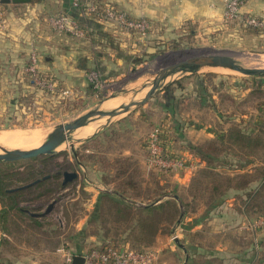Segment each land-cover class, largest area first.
I'll use <instances>...</instances> for the list:
<instances>
[{
    "label": "crops",
    "instance_id": "1",
    "mask_svg": "<svg viewBox=\"0 0 264 264\" xmlns=\"http://www.w3.org/2000/svg\"><path fill=\"white\" fill-rule=\"evenodd\" d=\"M56 2L57 11L72 14L87 29L89 35L90 32L97 33L104 42L108 37L114 36V32L108 31L102 23L82 19L73 7L72 0H56ZM1 9L0 83L3 84L2 89H8L9 83L14 88L17 87L15 97L28 98L34 90L25 72L32 51H37L43 67L45 66L44 68L51 72L63 87L71 89L73 96L79 98L89 95L91 86L87 74L89 70L99 67L106 73H111L112 70H116L113 66H120L124 63V59H130L121 52L104 56L100 51L94 53L90 49L93 46L91 41L95 38L93 36L72 39L65 35L52 34L48 19L54 13H51L44 0L2 3ZM181 10L182 12L185 10L190 17L195 14L193 7ZM145 12H147L145 9H141L138 14L132 16H145ZM208 13L216 14V11L209 9ZM148 14L160 26L174 25L180 18V12L175 7L167 10L159 6L154 11L149 10ZM187 15L181 18L186 19ZM222 16L220 15L219 24L223 22ZM123 38L127 39L126 36ZM101 43L103 44L102 41ZM123 46H125L124 43ZM70 59L73 65H70ZM252 77H247L251 79L242 77L227 79L221 76L213 78L202 75V77H192L186 84H182L177 78L158 93L161 94L165 103L162 104L157 100L155 107L147 111L145 108L147 104H150L147 102L141 106L142 109L130 111L128 115L115 123L111 122L89 139L80 141L86 152H93L94 147L97 149L105 141L108 142V146L113 147V151L108 153L110 157L107 155V159L102 157L101 160L104 163L106 159L110 164L117 165L119 171L122 169V180L134 178L142 194L133 198L131 192H127V196L123 197L116 190L115 183L107 182L104 178L106 175L110 180L113 177V170L108 168L105 173V169L99 166L100 162L88 168L85 162L78 160V154L75 152L73 157L83 169V174L87 175V170L95 171L90 181L85 179L87 185L84 189L89 198L83 206L88 209L87 213L75 223L69 238L57 237L54 245L43 246L37 255L29 249V246L32 247L28 244L30 242H23L19 246L27 249L28 252L19 254L12 249L18 245L14 240H18L20 234L11 227V224L14 227L18 224L13 220V214L4 216L3 205L0 203V264H60L68 251L75 255H82L92 248L103 247L108 241L114 243L120 241L118 245L137 250L147 249L131 246V234L138 232V236H133V241L143 238L139 235L146 234V224L149 222L147 215H160L156 212L157 207L152 208L153 205L173 200L178 208L183 209L182 200L174 192L175 189L181 186L189 187L192 178L198 174L199 168L202 169L207 165L190 146L216 140L232 127H238L248 134L264 129V104L256 101L254 107L243 108L244 103L249 99L252 103L253 98L256 100L259 97V94L255 92L259 80H254ZM182 101L186 102L185 112L182 110ZM190 102L198 104V109L191 108ZM17 103L15 102L16 105ZM160 103L164 107L163 110L160 108L162 106ZM19 104L22 106V102ZM200 116L202 120L198 119ZM173 120L177 122V129ZM158 125L168 129L167 144L170 150L175 155H178L177 153L185 155L191 166L174 168V172L169 171L166 176L170 181L175 182L173 183L175 186L172 191H168L167 194L150 203L148 202L150 195L148 196L143 186L148 183V179L156 184L160 183L162 175L148 164L146 138L149 130ZM119 137H124L123 141L119 142L122 139ZM229 159L235 162L240 157L230 155ZM229 165L222 169L231 174L244 172L253 167V163L243 168L236 163ZM65 171L77 174L72 181L63 185L64 190L68 191L77 180H80L81 173L71 169H65L63 172ZM157 191L160 192L159 190L154 192ZM243 193L237 189L230 190L226 199L205 216H192L185 212L176 220L174 219L171 223L177 226H172L168 235L175 244H168V249L159 252V264H258L260 228L255 226L257 218L251 219L245 213L248 199ZM26 212L34 220H41L50 210L47 213H32L29 210ZM108 222L117 223L120 227L112 233L104 232L100 224ZM88 223L98 224V230L95 233H89L86 228ZM159 235V233L156 234V237Z\"/></svg>",
    "mask_w": 264,
    "mask_h": 264
},
{
    "label": "rangeland",
    "instance_id": "2",
    "mask_svg": "<svg viewBox=\"0 0 264 264\" xmlns=\"http://www.w3.org/2000/svg\"><path fill=\"white\" fill-rule=\"evenodd\" d=\"M44 1L47 2L51 13H54L49 16L48 19L49 28L52 34L65 35L72 39L93 36L95 37L94 40L91 41L93 46H90L91 48H89L91 51H94V53L100 51L101 55L104 56L105 54L121 52L125 57H130V59H124V63L120 66H113L118 70H112L111 73H106L99 67H94V70H98L100 77L102 78L101 85L99 88H95L90 84L89 95L81 98L73 96V92L68 87H63L59 83V80L53 77L52 73L44 68L45 66L43 67L40 59V72L43 75L48 74L49 77L53 78L57 82L58 88L69 89L71 91L70 94L67 96L63 94L61 95L57 88L51 90L31 83L34 86V90L30 93L28 97L29 99L27 97L19 98L18 96H14V93L16 92L15 90L18 89L17 87L14 88V86L9 83L11 87L8 86V89H2L3 84L0 83L1 131L12 129H40L41 131H44L43 134L45 135L50 133L56 125L75 119L87 110L95 107L101 99L114 94L119 90L127 91V94H120L115 97L117 100H119V98L121 99L119 100V104H115L116 107L121 105L122 102L126 103L132 99H141L150 88V82L155 78V71L158 68L156 65L159 62L158 58L176 50L199 48H212L216 50L227 49L240 54L236 56V59L242 64L247 58H250V61L247 62L245 66H253L254 64H261L264 66V29L245 26L238 21L229 19L225 16V6L221 0H80L79 2L83 3V12L80 7L75 8L82 19L96 20L99 23H102L103 27L105 26L108 31L111 30L114 32V36L108 37L105 42L97 33L90 32V35L85 33L84 36L80 37L70 31L59 30L56 28L51 22V18L54 15L64 13V11H57L56 0ZM89 3H93L98 9L104 7L105 4L108 3L110 6H113L119 11L125 12L133 18L137 17L132 15L138 14L141 9H145L147 11L144 14L145 16L140 17L147 21L145 31L140 32L138 30L123 27L113 20L99 16L96 12H90L85 8ZM159 6L164 7L167 10H169L170 7L178 9L180 12V18H178V21L174 25L163 24V26L154 22L152 18L148 16V13L149 10L154 11ZM190 7L195 9V14L192 17L188 16L185 10H183V12L181 10ZM209 9L215 10L216 14L208 13ZM242 10L246 13L245 15L264 18V0H244ZM219 14L223 15V22L221 24H219V21H221ZM183 15H187V18H181ZM124 36H126L127 39H124ZM123 43L125 46H123ZM70 60V65H73L72 59ZM108 66L111 65L108 64ZM90 71L91 70H89L88 73ZM202 75L206 77L212 76L213 78L221 76L227 77V79H234L233 77L251 79L247 78L250 76L242 75L234 70L205 68L198 73L188 74V76L176 74L175 76L168 78V81L179 78V81H181L182 84H186L192 77H202ZM262 89L264 90V86ZM115 98H112V100ZM157 100L162 104L165 103L163 102L161 94H156L154 98L152 97L147 101L150 104H147L145 109L147 111L153 109ZM256 101H258L259 104H264V95L260 93L256 100L253 98L252 103H250L249 99L244 103L243 108H248L249 106L254 107ZM15 102H18L17 105ZM20 102H22V106L19 104ZM105 102L101 105L102 109H105ZM166 103L169 104V102ZM181 103L183 107L182 110L185 112L186 102L182 101ZM189 105L191 108L195 107L198 109L199 107L195 102H190ZM160 108L163 110V105L160 106ZM139 109H142V107L135 108L131 112L138 111ZM128 113L114 117L112 122L115 123L125 115H128ZM198 119L202 120L201 116L198 117ZM100 126L101 125L98 123L90 129L85 130L86 132L84 133L91 134ZM123 139L124 137L119 140V142L123 141ZM81 147V142L77 141L75 143L74 151L78 154V160L85 162L88 165V168L97 162H100L99 166L101 168L104 167L101 158H106L107 155L109 156L108 153L113 151V147L108 146V142L106 141L100 145L99 148L96 149L94 147L93 152H86L83 150L84 148ZM74 151L68 142L59 148L52 160L43 161V164L38 160L30 161L32 166L36 167V170L39 167H43L44 172H49L50 174H47L49 175L47 178L55 174H59V176H53L48 185L56 189V191L50 194L51 197H41L37 199L35 198V194H32L29 197H32L33 199L31 198L32 200L28 203H22V206L32 213H44L51 203L54 201L56 202L47 216L44 215L41 220H34L30 218V216L22 215L17 212L13 214V220L18 225L17 227H14V225L11 224V227L14 231L20 234L18 236L21 238L14 240L17 241L18 245L13 247V252H18L19 254L23 252L26 253L27 249H22L19 244L21 245L23 242H30L28 244H31L32 247L29 246V249H31L33 254L36 253L37 255L43 246L49 247L54 245L57 242V237L65 236L66 238H69V235L75 227V223L87 213L88 209L83 206L84 203H86V199L89 198V195L84 189V186L87 185L85 179L90 181L91 175L93 176V172L95 171H92L91 169L90 172L87 170V175L83 174V169H81L78 162L73 157ZM177 154L179 155V153ZM23 166L20 168L23 169ZM64 169L76 170L78 173H81V178L80 180H77L68 191H65L64 189L58 191L59 183H62L63 181ZM201 170L202 169L199 168L197 177L196 175L194 176L196 179L199 177L202 178V180L204 179L203 176H200ZM194 177L192 179H194ZM196 179L194 182H196ZM192 182L193 180H191L189 187H177L174 192L180 196L182 201L188 203L187 205L189 207H187L186 213L199 217L200 215H204L206 211L205 204L210 200L207 198L209 193L206 188L207 191L201 189L204 188L202 185L200 186V191H198V193L193 191V189L191 190L196 195V198H193L190 193ZM173 183L175 182L170 181L165 174H162L160 183L158 182L156 184L154 181H149L148 179V183H145L143 187L148 196L150 195V197H154L158 193L154 192L155 190H159V193L172 191L173 186H175ZM77 184L79 185L78 188ZM37 192L38 191L35 193ZM245 197L248 199L247 195H245ZM247 203L249 204V199ZM248 204L245 206V213L249 218H257L258 220L264 217V196H257V198L250 203V206H247ZM147 217L149 222L146 224V234L141 233L139 236H142L143 238H137L134 241L133 236H138V232L134 235L131 234L130 244L133 247L155 249L159 254V252L169 248L168 244H175L173 239H171V236L168 235L171 227L177 226L176 224L173 225V223H171L174 222L175 217L170 218V214L163 211H160L159 216L148 214ZM60 224H62V226ZM98 227L99 225L95 223H88L86 225L89 233H95L98 230ZM100 227L104 232L112 233L120 226L117 223L108 222L106 224H100ZM258 227L260 228V232L258 233L259 239L261 240L258 264H264V225ZM158 233L160 235L156 237V234ZM115 242L117 244L120 243V241ZM157 264H159V260L157 261Z\"/></svg>",
    "mask_w": 264,
    "mask_h": 264
},
{
    "label": "trees",
    "instance_id": "3",
    "mask_svg": "<svg viewBox=\"0 0 264 264\" xmlns=\"http://www.w3.org/2000/svg\"><path fill=\"white\" fill-rule=\"evenodd\" d=\"M46 75L49 76L48 74ZM252 78L254 80H259L258 85L256 86V91H254L257 94L261 93L264 95V90L262 89L264 85V77L256 78L253 76ZM174 123L175 128L177 129V122L174 121ZM158 126L162 130V139L166 143L169 140V135L167 134L168 129L163 125ZM190 148L207 164L202 168L200 174L204 179L202 180L200 177L196 179L194 177L190 187V193L193 198H196V195L191 191L192 189L198 193V191H200V186L203 185L204 188L201 189L208 190L209 195L207 198L210 200L205 204L206 211L204 216L207 215L210 210L220 205L232 189L243 191L244 194L247 195L249 199V204L247 203V206H250V203L255 200L257 196H264V129H260L254 134H248L238 127H232L226 133L220 135L218 139L208 141L204 144L192 145ZM230 155L239 156L240 159L233 162V160L229 159ZM54 156L55 154L42 155L18 161L0 160V203L3 205L4 216L14 214L15 212L30 216L26 212L27 208L21 204L30 202L33 198L29 196L32 194H35V198L37 199L41 197H51L50 194L56 191V189L48 185L52 177H58L59 174L44 179L42 177L50 173L44 172L43 167H39L36 170V167L32 166L30 161L38 160L42 163L43 161L52 160ZM233 163H236L241 168L253 163V167L250 170L237 172L235 174H231L222 169L224 166H230L229 164ZM22 166L23 169L20 168ZM103 168L105 169V173H107L108 168L114 171L113 177L110 180L107 179L106 175H104V178L107 182H114L116 190L123 197L127 196V192H131L133 198H137L142 194L140 186L134 178L130 177L126 181L122 180V169L119 171L117 165L110 164L104 159ZM158 172H160L161 175H167L164 171L160 170ZM38 179H40V181L33 185L12 190ZM195 179L196 182H194ZM63 189V184L59 183L58 191ZM36 191L38 192L35 193ZM167 193L168 192H158L156 196L149 197L148 202H154ZM182 204L184 208L180 209L174 204L173 200H168L166 203L161 202L158 205H153L152 208L157 207L156 212L160 213V211H163L169 213L170 218L175 217L176 220L178 216L185 214L187 207H189L187 202L182 201ZM30 218L32 217L30 216Z\"/></svg>",
    "mask_w": 264,
    "mask_h": 264
},
{
    "label": "built area",
    "instance_id": "4",
    "mask_svg": "<svg viewBox=\"0 0 264 264\" xmlns=\"http://www.w3.org/2000/svg\"><path fill=\"white\" fill-rule=\"evenodd\" d=\"M80 0H72L73 7H80L83 12V3ZM93 1V0H91ZM225 6V16L231 20L238 21L245 26L257 27L264 29V18L245 15L242 6L244 0H221ZM2 3L0 0V14ZM90 12H96L99 16L105 19H110L117 22L119 25L144 32L147 26V21L144 18L130 17L123 11L115 9L110 4L106 3L104 7L98 9L93 3L87 4L85 7ZM81 14V13H80ZM53 25L59 30L70 31L82 37L87 33L79 21L70 13L64 12L62 14L54 15L51 18ZM40 56L37 51H32L29 55V61L26 66V73L29 76L30 82L42 88L55 90L57 88L63 95H69V89L58 88L57 82L47 76L43 75L39 70ZM88 80L90 84L99 88L102 78L98 70H91L88 73ZM146 148L148 164L151 168L161 170L164 172L173 171L174 168H184L187 165L191 166L189 159L185 155H173L167 142L162 139V130L159 126H155L148 133L146 138ZM264 225V217L258 219L255 226ZM75 254L68 251L60 264H72V259ZM84 257V264H157L158 251L152 248L144 250H137L128 246H120L112 241H108L101 248H92L82 254Z\"/></svg>",
    "mask_w": 264,
    "mask_h": 264
},
{
    "label": "water",
    "instance_id": "5",
    "mask_svg": "<svg viewBox=\"0 0 264 264\" xmlns=\"http://www.w3.org/2000/svg\"><path fill=\"white\" fill-rule=\"evenodd\" d=\"M27 1L28 0H1V3H17ZM237 55L240 54L227 49L216 50L212 48H199L176 50L160 56L158 58L159 62L156 65V67L158 68L155 71V78L150 82V88L141 99H132L126 103H122L114 109H102L101 105L105 101L115 98L120 94H127V91L119 90L114 94L101 99L95 107L87 110L85 113L79 115L75 119L56 125L53 130L47 135L44 141L36 147H32L29 149H7L5 147H1L2 152H0V160L18 161L22 159L37 157L40 155L55 154L56 152H58L60 147L68 142L70 147L74 151L75 143L77 141H84L89 139L98 131L109 125L113 121L114 117L120 114L128 113L135 108H138L145 104L150 98L154 97L160 91L168 87L169 84L175 80L172 79L171 81H168V78L173 77L176 74H182V76H185L188 74L198 73L205 68H223L234 70L245 76L264 77V67L245 66L236 59ZM101 118L107 119L105 123L91 135L80 138L74 135V132L76 130L88 125L94 120ZM48 176L49 175H46L43 178L45 179ZM76 176L77 174L75 172H63V185H65L69 181H72ZM39 181L40 179L29 184L19 186L12 190L25 188ZM55 202L56 201L50 204L45 213H47L52 208ZM72 264H84V257L82 255H74Z\"/></svg>",
    "mask_w": 264,
    "mask_h": 264
},
{
    "label": "bare ground",
    "instance_id": "6",
    "mask_svg": "<svg viewBox=\"0 0 264 264\" xmlns=\"http://www.w3.org/2000/svg\"><path fill=\"white\" fill-rule=\"evenodd\" d=\"M243 56V55H242ZM245 57V56H244ZM249 57V56H248ZM248 59V58H247ZM245 60V62L243 63L244 65L249 62L250 58L248 60ZM255 59V58H254ZM253 60V59H252ZM253 66H260V67H264L261 64H254ZM231 70V69H228ZM124 96V95H122ZM119 100H121L119 98ZM119 100H117L116 98L114 100H108L107 102H105V109H114L116 106L115 104H119ZM138 100V99H136ZM123 103V102H122ZM107 118H101V119H97L94 120L92 122H90L88 125L76 130L74 132V135L76 137H87L89 135H91L90 133H84L86 132L85 130L90 129L91 127H93L96 124H100L103 125L105 123ZM94 132V131H93ZM44 131H41L40 129H12V130H8V131H1L0 130V152H2L1 147H5L7 149H17V148H23V149H29L32 147H36L38 145H40L44 139L47 137V135L49 134H43Z\"/></svg>",
    "mask_w": 264,
    "mask_h": 264
}]
</instances>
